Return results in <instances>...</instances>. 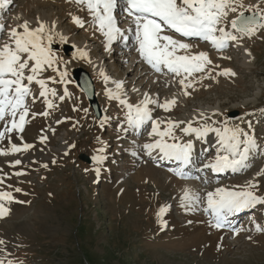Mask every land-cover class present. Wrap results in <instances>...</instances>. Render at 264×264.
<instances>
[{"label":"rangeland","instance_id":"1","mask_svg":"<svg viewBox=\"0 0 264 264\" xmlns=\"http://www.w3.org/2000/svg\"><path fill=\"white\" fill-rule=\"evenodd\" d=\"M11 1L8 9L0 11V22L6 28L25 20L35 27L37 18L46 17L50 23L55 21L56 30L67 37L66 43L55 42L53 48L68 62L67 80L70 82L50 83V86L57 89L58 95H62L66 87L70 95L63 101L55 99L56 107L52 110L38 100L33 111H50V119L38 115L26 126L23 142L32 144L33 148L0 156V178L4 180L0 190L12 191L14 196L10 203L1 201L5 206L10 204L13 210L0 219V239L5 241V245H0L3 249L0 259H10L13 264H264V231L257 232L253 223L255 220L264 227V205L231 217L232 228L241 229L239 234L228 228H210L203 205L195 211L181 206L182 184L189 179H181L169 171L178 165L153 160L138 147L150 142V124L139 135L131 129L122 131L121 125L127 127L123 106L105 95V88L114 85L112 81H122L123 92L130 103H138L145 93L158 97L161 103L176 99L170 111L155 109L154 117L163 114L175 121L193 120V126H197L203 123L199 113L204 112L211 119L230 120V124H239L250 134L254 132L261 150L250 156L247 169L219 174L210 170L197 172L195 168L185 171L193 176L190 180L198 187L202 200L216 187L244 185L253 178L259 180L258 194L264 195V175L256 176L264 169V30L251 38L245 37L240 43L247 47L248 57L250 51L255 56L250 67L241 66L240 46L230 44L228 49L218 52L207 42L187 40L193 44L192 52L209 54L212 65L208 67L214 78L201 80V74H194V78L189 79L196 82L185 95L179 78L155 72L141 60L131 41L127 44L122 41L123 46L119 45L120 41L114 42L111 51H106L104 37L88 23L91 18L87 11L80 10L74 3L68 0ZM259 2L244 0L246 5ZM260 7L264 8V3H260ZM73 15L85 21L84 27L73 22ZM117 19L121 28L128 27V20L120 15ZM65 46L69 49H64ZM77 49L86 50L92 63L75 58ZM223 54L230 58H224ZM97 63L109 77L107 85L99 75L101 69L97 68ZM60 67L63 70L64 65ZM78 68L88 75L98 114L76 79ZM225 69L236 75L219 74ZM47 75L56 76V73L49 70ZM214 111L222 115L213 116ZM105 116L110 119L102 128L100 121ZM37 125L43 128L33 131ZM176 134L182 135L179 129ZM41 136L47 139L41 142ZM13 142L21 143L16 136ZM195 144V154L203 160L215 155V149ZM6 145L7 142L0 143V147ZM102 147L105 159L97 164L92 157L98 155L97 150ZM132 152L137 155L133 156ZM82 155L87 160H83ZM16 159L22 163L14 165ZM16 172L23 174L17 176ZM17 187L22 191L15 192ZM161 206L168 209L162 217L164 226L158 223L156 215ZM192 223L207 227L206 232L193 230ZM187 231L194 232L191 237L205 234L214 244H210L209 250L203 245L190 248L181 241Z\"/></svg>","mask_w":264,"mask_h":264},{"label":"snow or ice","instance_id":"2","mask_svg":"<svg viewBox=\"0 0 264 264\" xmlns=\"http://www.w3.org/2000/svg\"><path fill=\"white\" fill-rule=\"evenodd\" d=\"M68 2L74 3L82 11H87L91 18L88 23L104 37L106 51H111L114 42L123 41L127 44L131 41L141 60L155 72L179 78L178 83L185 90V95L189 94L186 90L196 82L195 79H189L194 78V74H201V80L206 77L214 78L208 67L212 65L209 54L205 51L192 52L193 44L186 42L187 40L198 39L207 42L213 49L221 52L230 44L239 46L245 37L251 38L264 30V8L260 7L264 0L254 5H246L244 0H68ZM10 3L11 0H0V11L6 10ZM118 15L128 20L127 28L119 26ZM72 19L78 27H84L83 19L75 15ZM56 28L55 21L49 25L39 18L35 27L27 20L7 28L0 22V143L7 142L6 146L0 147V156L27 152L33 148L32 144L23 142L26 126L38 115L45 117L50 115V111H33V106L38 100L42 101L48 110H52L56 107L55 99L63 101L70 95L66 87L63 94L58 95L57 89L50 86V83L70 82L67 80L68 62L57 55L53 48L55 42L66 43L67 37ZM75 58L92 63L89 53L83 49H77ZM61 65H64L63 70ZM49 70L56 73V76H45ZM219 74L236 75L230 69H225ZM99 75L107 85L109 77L103 69ZM112 83L115 88L106 87L105 95L109 100L118 101L123 106L124 122L127 127L121 125V130L126 132L131 129L139 135L140 131L150 124L148 131L150 142L138 147L153 160L177 164V167L170 168L169 171L181 179L193 178L185 171L189 168H195L197 172L210 170L214 174L229 170L234 173L243 171L250 167L248 163L250 156L261 150L254 132L250 134L239 124H230L228 120L211 119L204 112L199 113V119L203 120V123L197 126H193V120L157 118L153 115L154 110L170 111L176 103L175 98L161 103L158 97L152 98L145 93L141 101L133 104L123 92V82ZM212 115L222 114L214 111ZM109 119L105 116L100 121V126L103 128ZM182 124L186 126L181 127ZM248 127H252L251 122ZM177 129L181 136L176 134ZM210 134H214L215 155L205 161L195 154V141H203ZM14 136L21 143L13 142ZM46 139V136L40 137L41 142ZM97 151L99 154L94 155L92 160L101 164L105 159L104 148ZM131 154L137 155L136 152ZM13 163L20 165L22 161L16 159ZM96 172L99 173V168ZM22 174L15 173L17 176ZM262 175L264 169L256 174L257 177ZM3 182V178H0V184ZM259 189V180L253 178L244 185L216 187L213 191H208L202 200L198 193L185 188L181 206L195 211L198 206L203 205L202 210L209 217L207 224L210 228L217 230L228 228L239 234L241 229L232 228L231 217L244 210L254 209L257 205H264V195L258 194ZM14 191L21 192L22 189L17 187ZM13 200L12 191L0 190V201L10 203ZM9 211L5 203H0V219L5 218ZM167 211V207L161 206L156 214L158 223L162 226H164L162 217ZM253 223L257 232L264 231V227L255 220ZM0 245H5L3 239H0ZM0 264H13V261L0 259Z\"/></svg>","mask_w":264,"mask_h":264},{"label":"bare ground","instance_id":"3","mask_svg":"<svg viewBox=\"0 0 264 264\" xmlns=\"http://www.w3.org/2000/svg\"><path fill=\"white\" fill-rule=\"evenodd\" d=\"M40 20H42V21H46L49 25H51V23H50V21H49V19H47L46 17H40ZM125 43V42H124ZM240 47H239V49H241V52H242V56H241V60H242V62H241V66H246V67H250V66H252L253 65V63H254V59H255V56H254V54H252V52L250 51V53H251V55H249V57L247 56V53L245 52V50L247 49V47L245 46V45H242V44H240L239 45ZM229 48V47H228ZM227 48V49H228ZM191 51H192V49H191ZM241 55V54H240ZM224 58H226V57H228V55L227 56H224V54L222 55ZM250 58H252V59H250ZM227 59V58H226ZM240 59V58H239ZM96 66H97V68L99 69H101L102 67L100 66V63H97L96 64ZM238 69H240L239 67H237ZM104 69V68H103ZM108 87H110V88H115V85H113V86H108ZM44 107V106H43ZM47 108V107H46ZM40 109V108H39ZM47 111V110H46ZM203 111V110H202ZM155 113V112H154ZM154 116H155V114H154ZM157 117H159V118H165V119H168V117L167 116H165V115H163V114H161V115H159V116H157ZM198 117V116H197ZM46 119H50L49 118V116H47L46 117ZM230 120H228V122H229ZM34 128V127H33ZM43 128V125L41 126V125H37V127L35 126V128L33 129V131H38V129L40 130V129H42ZM195 143H197V144H200V145H202V144H204V148H206V149H215L214 148V146H213V144H214V134H210L205 140H203V141H195ZM196 145V144H195ZM197 147V146H196ZM205 150V149H204ZM196 151V150H195ZM202 151H203V148H201V151H199L200 153H202ZM164 163H167V161H164ZM147 169V168H146ZM188 172V171H187ZM190 172V171H189ZM188 172V173H189ZM212 173V172H211ZM214 174V173H213ZM190 175V174H189ZM200 175V174H199ZM212 175V174H211ZM193 177V176H192ZM194 177H196V176H194ZM200 178V177H199ZM182 186H183V190L185 189V188H189V189H191L193 192H195V193H199V189H198V187L196 186V185H194L193 183H192V181L189 179V180H186V181H184L183 182V184H182ZM183 196V195H182ZM181 196V197H182ZM193 219V221H197V219L196 218H192ZM205 222V221H204ZM191 227L193 228V230H201V232L202 233H205L206 232V230H207V227H201V226H199V225H196L195 223H192V225H191ZM174 229V228H173ZM189 230V229H188ZM192 232L193 231H190L189 233H188V231H187V233H186V236L183 238V240H181L182 241V243H184V244H186L188 247H190V248H198L199 246H201V245H203L202 247L203 248H205V249H210L211 248V246L214 244V240H208L207 238H205L204 237V235L202 236V235H196L195 237H191L190 236V234H192ZM197 232V231H196ZM210 232V231H209ZM208 232V233H209ZM194 233V232H193ZM199 234V233H198ZM184 236V235H183ZM182 237V236H181ZM209 238V237H208ZM180 241V240H179ZM187 241H189V243H187ZM210 244H212V245H210ZM201 248V247H200Z\"/></svg>","mask_w":264,"mask_h":264},{"label":"water","instance_id":"4","mask_svg":"<svg viewBox=\"0 0 264 264\" xmlns=\"http://www.w3.org/2000/svg\"><path fill=\"white\" fill-rule=\"evenodd\" d=\"M64 49L67 50V49H69V47L65 46ZM75 75H76V79H77L80 87L82 89H85V88L87 89L86 91L85 90L84 91L86 92L87 96L90 99V104H91L90 106H92V108L94 109L96 114H98L99 113V110L97 107L98 105H97L96 100H95L94 91H93V87L91 85V82H90L89 78H87L88 77L87 73L83 69L78 68L75 70ZM81 75L84 77V82H83ZM85 78H86L87 82H85ZM81 158L83 160L84 159L87 160V157L85 155H82Z\"/></svg>","mask_w":264,"mask_h":264},{"label":"crops","instance_id":"5","mask_svg":"<svg viewBox=\"0 0 264 264\" xmlns=\"http://www.w3.org/2000/svg\"><path fill=\"white\" fill-rule=\"evenodd\" d=\"M0 203H1V201H0ZM6 207H8L9 209H10V211L9 212H11L13 209H11L10 207V204H6Z\"/></svg>","mask_w":264,"mask_h":264}]
</instances>
